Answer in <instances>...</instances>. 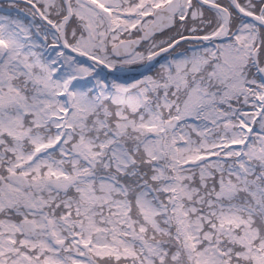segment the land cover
Segmentation results:
<instances>
[{
    "label": "snow or ice",
    "instance_id": "6c2138e0",
    "mask_svg": "<svg viewBox=\"0 0 264 264\" xmlns=\"http://www.w3.org/2000/svg\"><path fill=\"white\" fill-rule=\"evenodd\" d=\"M0 264H264V0H0Z\"/></svg>",
    "mask_w": 264,
    "mask_h": 264
}]
</instances>
